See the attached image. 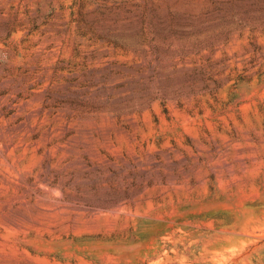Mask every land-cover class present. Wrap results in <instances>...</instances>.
I'll use <instances>...</instances> for the list:
<instances>
[{
	"label": "rangeland",
	"instance_id": "374dc122",
	"mask_svg": "<svg viewBox=\"0 0 264 264\" xmlns=\"http://www.w3.org/2000/svg\"><path fill=\"white\" fill-rule=\"evenodd\" d=\"M0 264H264V0H0Z\"/></svg>",
	"mask_w": 264,
	"mask_h": 264
}]
</instances>
